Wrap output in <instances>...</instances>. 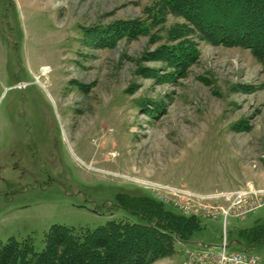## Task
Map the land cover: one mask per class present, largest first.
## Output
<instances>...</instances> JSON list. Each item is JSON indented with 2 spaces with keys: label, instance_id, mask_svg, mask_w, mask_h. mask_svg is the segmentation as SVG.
I'll use <instances>...</instances> for the list:
<instances>
[{
  "label": "rangeland",
  "instance_id": "rangeland-1",
  "mask_svg": "<svg viewBox=\"0 0 264 264\" xmlns=\"http://www.w3.org/2000/svg\"><path fill=\"white\" fill-rule=\"evenodd\" d=\"M121 22H137L134 36L85 38ZM249 186L262 205L225 228L220 194ZM261 191L264 66L250 50L205 41L158 0H0V241L30 237L41 252L55 224L142 222L112 206L128 193L201 219L151 264L218 248L225 230L243 253L238 232L264 221ZM255 254L264 264V243Z\"/></svg>",
  "mask_w": 264,
  "mask_h": 264
},
{
  "label": "trees",
  "instance_id": "trees-1",
  "mask_svg": "<svg viewBox=\"0 0 264 264\" xmlns=\"http://www.w3.org/2000/svg\"><path fill=\"white\" fill-rule=\"evenodd\" d=\"M158 1L163 11L184 18L205 41L248 49L264 66V0ZM137 25L121 22L94 35L87 31L85 38L106 48L134 36ZM188 64L189 60L181 63L183 73ZM116 198L142 222L110 219L105 225L81 229L55 224L45 233L41 252L30 237L0 241V264H151L173 255L177 243H189L202 229L199 217L170 211L150 196L120 193ZM262 222L238 232L247 249L264 243Z\"/></svg>",
  "mask_w": 264,
  "mask_h": 264
},
{
  "label": "built area",
  "instance_id": "built-area-1",
  "mask_svg": "<svg viewBox=\"0 0 264 264\" xmlns=\"http://www.w3.org/2000/svg\"><path fill=\"white\" fill-rule=\"evenodd\" d=\"M185 193L191 199L190 202L194 201L192 199V197L195 196L193 193ZM260 193H264V191H261ZM256 196H259V194H257V192L252 186H249L247 189L244 190L221 193L220 198L231 203V206L228 210H225L223 207H220V209L223 210V212L226 214L224 227L226 228V218L228 216H235L239 218V216L244 217L250 213H254L255 211H257L259 205L262 204H254L256 207H252L248 203V199L251 200L252 198H256ZM260 196L262 195L260 194ZM180 209L182 210L180 213L184 215L189 216L191 214V212L187 211L184 207ZM211 209H213V207H211ZM234 210L238 214L232 212ZM226 234L227 233L225 230L224 243L218 248L200 246L196 249L187 250L185 252V260L183 264H263L262 260L255 254V252L245 250L243 253H239L236 251L229 250L231 245L228 244Z\"/></svg>",
  "mask_w": 264,
  "mask_h": 264
},
{
  "label": "flooded vegetation",
  "instance_id": "flooded-vegetation-1",
  "mask_svg": "<svg viewBox=\"0 0 264 264\" xmlns=\"http://www.w3.org/2000/svg\"><path fill=\"white\" fill-rule=\"evenodd\" d=\"M44 171H47V169L44 168ZM118 194H120V193H118ZM118 194H117V195H118ZM127 194H128V193H127ZM117 195H116V196H117ZM112 206H113L115 209H122V210H125V209H124V206L118 202L117 198H116V203L113 204ZM127 212H129V211H127ZM129 213H130V214H133V213H131V212H129ZM133 215H135V214H133Z\"/></svg>",
  "mask_w": 264,
  "mask_h": 264
}]
</instances>
